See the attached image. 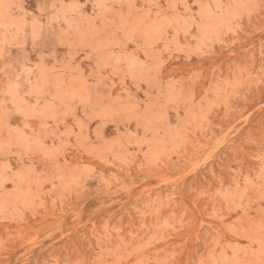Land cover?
<instances>
[{
    "label": "rangeland",
    "instance_id": "1",
    "mask_svg": "<svg viewBox=\"0 0 264 264\" xmlns=\"http://www.w3.org/2000/svg\"><path fill=\"white\" fill-rule=\"evenodd\" d=\"M0 264H264V0H0Z\"/></svg>",
    "mask_w": 264,
    "mask_h": 264
}]
</instances>
